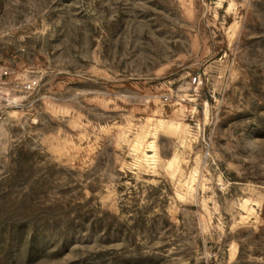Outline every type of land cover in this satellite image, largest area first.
<instances>
[{"label":"rangeland","instance_id":"1","mask_svg":"<svg viewBox=\"0 0 264 264\" xmlns=\"http://www.w3.org/2000/svg\"><path fill=\"white\" fill-rule=\"evenodd\" d=\"M0 99V264H264V0H0Z\"/></svg>","mask_w":264,"mask_h":264},{"label":"built area","instance_id":"2","mask_svg":"<svg viewBox=\"0 0 264 264\" xmlns=\"http://www.w3.org/2000/svg\"><path fill=\"white\" fill-rule=\"evenodd\" d=\"M35 83V82H34ZM32 86V83H29V87H31ZM1 100V99H0Z\"/></svg>","mask_w":264,"mask_h":264}]
</instances>
